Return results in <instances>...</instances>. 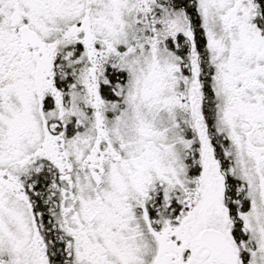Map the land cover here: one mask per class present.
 Returning <instances> with one entry per match:
<instances>
[{
    "label": "snow or ice",
    "instance_id": "snow-or-ice-1",
    "mask_svg": "<svg viewBox=\"0 0 264 264\" xmlns=\"http://www.w3.org/2000/svg\"><path fill=\"white\" fill-rule=\"evenodd\" d=\"M0 264H264V0H0Z\"/></svg>",
    "mask_w": 264,
    "mask_h": 264
}]
</instances>
